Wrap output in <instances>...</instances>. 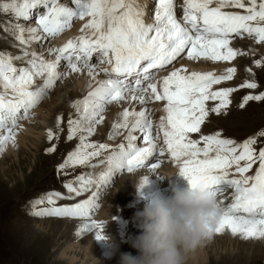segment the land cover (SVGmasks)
<instances>
[{
  "label": "snow or ice",
  "instance_id": "1",
  "mask_svg": "<svg viewBox=\"0 0 264 264\" xmlns=\"http://www.w3.org/2000/svg\"><path fill=\"white\" fill-rule=\"evenodd\" d=\"M70 2L74 7L62 4L59 0H0V12L11 13L15 20L30 21L36 10V27L27 29L30 34L28 39L24 37L25 28L22 25L14 26L17 30L15 38L21 46L33 40L55 38L69 29L75 19L88 18L80 28L81 35L69 39L59 48L48 49L49 54L55 56L54 60H45L24 48L18 56L0 51V130L5 132L0 136V153L9 142L15 144L13 129L17 121L27 119L30 109L61 78L62 74L57 71L61 61L67 62L70 72L86 70L95 79L99 73L97 66L91 63L94 53L98 55L100 64L110 66L99 69L107 79L98 81L83 100L73 103L78 118H69L67 139L71 140L78 132L84 135L80 136L76 149L58 166V172L77 165L96 166L90 161L100 157L102 152L109 149V145L87 142V138L95 131V125L102 123L101 113L105 106L129 99L128 93H131L132 101L140 104L150 100L164 101L162 111L165 115L160 117L157 125L159 131L153 136V123L148 109L138 112L124 109L120 113V120L114 122L112 128L113 132L128 129L125 137L127 145L121 143L118 150L113 149L104 161L99 162L106 163L108 167L99 174L98 179L80 175L75 181L64 184L68 193H74L75 196H80L93 185L96 191L88 199L73 205L35 210V205L45 200L48 205H55L58 199L72 198L58 192L48 193L33 202L31 214L38 217L88 219L96 206L99 189L108 184L114 171L126 169L131 173L147 167L155 172L159 163L146 162L157 153L163 156L166 151L170 159L179 164L178 175L187 181L190 188H205L214 197L222 195L226 189H232V200L222 208L215 234L227 229L231 235H239L243 239L264 238V146L258 150L254 147L257 144L255 136L240 144L221 138L219 132L202 135L199 140L189 136L190 133L200 132L201 125L209 115L206 101H219L211 109L217 114L230 104L229 96L237 89L213 91L212 86L231 80L236 69L229 67L224 74L216 75L211 71L188 73L186 68L181 67L163 77L159 88L157 83L151 82L154 70L171 65L185 52L189 60L230 62L244 54L230 47L233 36L243 37L247 34L256 43H264V0H183L179 19L176 0H154L151 23L145 21V9L138 0ZM41 8L44 10L42 13L38 11ZM86 30L87 34H84ZM29 56L31 58L27 60V67L14 66L13 60ZM254 63L260 67L262 61L256 60ZM40 77H43V84L33 87L35 80ZM129 77L134 78L133 84L128 83ZM239 87L256 89L258 85L245 81ZM249 101H264V92L245 96L240 107L243 108ZM129 117H134L131 125ZM135 130L143 134L145 146L137 147L134 143L137 137L132 133ZM160 133L163 135L164 147H158L157 144ZM259 136L264 137V131ZM52 138L53 133L49 130L48 139ZM108 138L113 139V133H109ZM46 151L51 153L55 147ZM257 162L255 174L246 175ZM230 174L232 178H229ZM143 183H146V178L141 186ZM74 184L79 187H74ZM218 203L221 206L224 202ZM89 228L97 229L96 239L103 238L102 224L91 220L83 225V230Z\"/></svg>",
  "mask_w": 264,
  "mask_h": 264
},
{
  "label": "rangeland",
  "instance_id": "2",
  "mask_svg": "<svg viewBox=\"0 0 264 264\" xmlns=\"http://www.w3.org/2000/svg\"><path fill=\"white\" fill-rule=\"evenodd\" d=\"M59 2L74 7L70 0H59ZM176 3L177 17H179L178 0H176ZM42 9L43 8H41V10ZM144 9L146 13L145 21L151 19V17L154 16L155 10L154 0H145ZM41 10L39 9L38 11ZM225 10L239 11L241 13L244 11L243 9ZM35 16L36 10H34L33 18L31 20H34ZM85 19L87 21L88 18L86 17ZM79 20L80 19H75L69 30H65L63 33L78 29V26L75 25L79 23ZM25 22L28 23L29 21H24L22 19L15 20L11 13L0 12V51L9 53L13 56H18L22 54V48H24L31 53V50L29 49L30 45L19 47L12 42V40L16 39L15 37L17 35V30L14 26L16 24L21 25V23L25 24ZM146 22L151 23L152 20ZM74 26L75 28H72ZM5 29H7V31H5ZM45 42L48 43V41ZM231 43L233 44V49L239 50L244 54L237 56L230 62H212L205 59H200L204 60L203 62H197V64H202L203 66L207 64L210 67L219 63H222V65L227 63L226 69L234 67L236 72L233 75V78L228 81H222L223 85H221V89L234 88L237 90L230 94V104L225 109H221L219 114L211 112L212 107H215V105H211L217 101H206V106L210 105L208 107L209 115L206 117L205 122L203 123L204 125L201 126L200 135H197L195 140H199L202 135H213L219 132L221 138L231 139L235 143L240 144L246 139L255 136L257 144L254 147L258 150L261 146H264V137L259 136V133L264 131V101H249L243 108H241L240 105L243 103V98L245 96L249 94L257 95L260 92H264V43H256L255 39L248 37L247 34L243 37L233 36L231 38ZM37 49L38 48L36 47L34 51ZM94 54L91 63L97 66V72L99 74L96 75L95 79H92L91 77L89 78V84L91 83L92 86L85 88V90L87 89L86 93L83 91L81 92L82 95H80V92L77 93L79 88L76 86L75 80H78L81 77L87 78L89 76L87 71L84 70L79 73H72L67 68V62L61 61L57 68V71L62 74L61 78L58 79L54 86L47 91V94L42 100L35 107L30 109L27 119H19L17 121L16 128H22L21 125L29 122V125L34 129V133L42 128L43 131L40 136H36L34 133H30V138L29 135L27 136L25 139L27 141L24 143L21 157L22 162H18L20 165L12 164V156L9 159H0V264H69L67 260L68 256L62 258L65 261L64 262L59 260L58 253L62 249L67 248L66 246L73 242V244H79L82 236H78L77 233L80 234L82 231H85L83 230V225L90 223L91 220H95L97 223L102 224V227H110V229H114L115 231L117 228L116 232L119 236L115 244L118 248L115 255H113L106 264H118L121 253L127 252L132 255H137L136 250L130 246L128 240L129 237H135L142 232L141 224L143 222V217L140 213H142L145 204L148 203L151 196L160 195L167 197L172 194L173 188L171 186L163 187L165 179L159 178L163 177L162 174H165L161 166L155 172L150 171L147 167L136 169L131 173L127 172L126 169L122 171L117 170L113 172L108 184L99 189V194L95 202L96 206L91 210L88 219L38 217L31 214L34 210L33 202L44 198L48 193L58 192L61 195L70 194L64 187V184L68 181H75V178L80 175H85L86 178L90 175L94 178L95 174L101 170L99 167L103 164L106 168L102 169L99 174L105 172L108 167L107 164L99 162L104 161L106 157L111 154L113 148L118 150V145L121 143L116 147L115 143L118 142L119 138L122 139L125 145H127L125 137L128 135V129L122 128L119 129L116 139L106 140L104 137L99 143L93 142L96 144L104 143L109 145V149L102 152L100 157L93 158V161H90V164L96 165L95 167L83 165V169L82 167L80 169V166L78 165L66 168L63 172H58V168L56 169V167L60 165V158L62 155H58L54 138L51 140L48 139V131L52 130L51 132L54 137L57 133L61 134L62 131L65 132V130H68V120L69 118L73 119V116L68 114L71 113L73 109L74 111L71 115H77L78 118L76 109L72 107L73 103L83 100L88 92L97 86L98 81L107 79L102 72H99L100 68L105 67L104 64H100L98 55ZM185 58L186 55H181V57H178L176 61L171 65L166 66L164 69L158 71L154 70V78L152 81L157 77L163 78L167 76L174 69L181 68ZM54 59L55 57L52 60ZM256 60L262 61L260 67L255 65L254 62ZM17 62H19V60H13V64L17 68H20L21 66L25 67V65L27 66L26 58L22 59V62L25 65L18 66L16 65ZM217 68L219 67L210 68L209 70L211 71ZM160 71H162V74L159 76ZM42 79L43 77L37 78L33 87H36V85H42ZM245 81L255 82L258 87L253 90L240 88L239 86ZM128 82L133 84L134 78H130ZM146 83L147 82H145V86ZM137 95H139V93H137ZM128 96L129 99L127 100L120 101L119 103L113 102L105 106L104 111L101 113L103 121L102 123L95 125L96 131H94L90 137L93 139L94 137H100L101 131L104 134L109 133L113 129V123L116 122L115 119H117L120 113H122L125 103L126 108L128 109L133 106V111H137L141 107L148 109L152 123H159L160 117L164 114L161 110L163 109L164 101L150 100L145 104H140L138 101H132L130 99L131 93H128ZM82 110L81 106V111ZM20 115L22 116L23 113L21 112ZM58 117L60 119L59 125L57 124ZM40 118L45 119V125L40 121ZM131 118L133 117H129V123L131 122ZM50 124H52V126ZM156 128L157 125L153 127V130H156ZM1 131L0 133L5 134L4 130ZM156 132L158 133V130H156ZM81 135H84V133H81ZM132 135L137 137L134 141L137 147L145 146L142 142L143 134L140 133L139 130L133 131ZM109 141L112 142L110 143ZM112 143L114 145H112ZM161 143V138H158V147H161ZM201 145L203 146L202 142ZM53 146L55 147V151L52 152L53 154L46 151ZM161 157L162 156L157 153L155 157L150 158L146 164L155 162L161 163ZM243 163L244 162L242 161L241 164ZM168 165H170V163L165 161L162 164V167L164 168V166ZM257 167L258 162L253 165V168L246 175H254ZM8 172L10 173L8 174ZM145 174L153 177L154 182L153 180L151 181L152 183L149 182L154 186H152L149 193L142 196L140 193V186H138L140 182L135 181V179L137 178L140 180L139 178L144 177ZM231 177L230 174L229 178ZM182 179L183 178H181L179 184L187 183L185 179ZM187 184L183 187H188ZM74 187H79V185L74 184ZM91 187L92 189L90 190ZM91 187L89 188L90 191L88 190L89 192H84L85 195L81 194L80 196H75L74 193L70 194L73 197L71 196L72 198L66 201V204L69 202L70 204H75L88 199L91 196L90 192L96 191L95 185ZM220 197L221 196L219 195L217 196L218 202L221 201L219 199ZM224 198L222 199L224 200ZM230 200L231 198H228L223 201L224 203L221 207L223 208L230 203ZM66 204L56 203V205L59 206ZM52 206L53 205H48L45 200L42 204H36L35 210ZM70 223L76 224L77 226L74 225V227L78 230L74 229L73 231V226H71ZM65 227L66 229H69L70 227L69 232L68 230L65 231ZM111 232L112 231L110 230L107 237H113ZM71 234L73 237L69 236ZM128 246H130L129 249ZM105 252L106 251L103 250L100 257L105 255ZM202 255L204 257L201 258ZM100 257L96 264L100 263ZM82 258V255L76 254L73 263L81 264ZM187 264H264V238L259 240V242L257 238L243 239L239 235H231L227 229L221 234L214 233L213 237L188 259Z\"/></svg>",
  "mask_w": 264,
  "mask_h": 264
},
{
  "label": "clouds",
  "instance_id": "3",
  "mask_svg": "<svg viewBox=\"0 0 264 264\" xmlns=\"http://www.w3.org/2000/svg\"><path fill=\"white\" fill-rule=\"evenodd\" d=\"M221 214L217 197L202 187L174 188L167 197L152 195L140 213L142 232L128 240L137 255L121 253L118 264H187L213 237ZM101 240L107 248L106 257L111 258L118 246L110 237Z\"/></svg>",
  "mask_w": 264,
  "mask_h": 264
},
{
  "label": "bare ground",
  "instance_id": "4",
  "mask_svg": "<svg viewBox=\"0 0 264 264\" xmlns=\"http://www.w3.org/2000/svg\"><path fill=\"white\" fill-rule=\"evenodd\" d=\"M144 1L145 0H138V2H139V4L142 6V7H144ZM147 2V1H146ZM40 12V11H39ZM150 20L151 19H147L146 21H149L150 22ZM84 21V22H83ZM79 20V23L78 24H76L75 26H78L77 28L78 29H76V30H73V31H67L66 33H61V34H59L58 36H56L55 38H52V37H49L48 39H45V40H43V39H39V40H33L30 44H28V45H30V52H35V53H37V55L38 56H42L43 57V59H45V60H52L55 56L54 55H52V54H49V52H48V49H50V48H59V47H61V46H63L69 39H72L73 38V36H75V37H77V36H79V35H81L82 33L80 32V28L82 27V25L85 23V21H86V19L85 20ZM83 23V24H82ZM82 24V25H81ZM21 25H23V27L25 28V32H24V37H25V39H28V37H29V33H28V31H27V29L28 28H30V27H35V25H34V20H30L28 23L27 22H25V24H22L21 23ZM75 26L74 27H72V28H75ZM67 30H69V29H67ZM74 31H78V32H74ZM72 33V34H71ZM85 34H87V30L85 31ZM9 41H10V39H9ZM45 41H48V43H46ZM12 42L16 45V46H19V47H26V46H21L20 44H19V42L16 40V39H14V40H12ZM46 44H45V43ZM247 44V43H246ZM3 46V45H2ZM38 48L37 50H35L34 51V49L35 48ZM230 47H233V44L230 42ZM184 56H185V54H183ZM31 57L29 56V57H26V59L28 60V59H30ZM191 61H195V62H191ZM198 61H200V62H203L204 60H189V59H187V55H186V58H185V60L183 61V63H182V67L183 68H186L187 69V72L188 73H191V72H193V71H196V72H209L210 70V68H216V67H219V68H217V69H213V70H211V72H214L216 75H221V74H224V72H225V70H226V65H227V63H224V65H222V63H219V64H217V65H213V66H208L207 64L205 65V66H203L202 64H197V62ZM222 62H226V61H222ZM16 65H18V66H20V65H25V64H23V62H22V60H21V62H20V60H19V62H17L16 63ZM104 66L105 67H109V66H107V65H105L104 64ZM22 67V66H21ZM25 67H27L26 65H25ZM162 71H160V73H159V76L162 74L161 73ZM42 78V77H41ZM89 78H90V76H88L87 78L86 77H81V78H79L78 80H75L76 81V86L79 88V91L77 92V93H79L80 92V95H82L81 94V92L83 91L84 93H86V90H85V88H89V85H91V83L89 84ZM130 78H132V77H129L128 78V80L130 79ZM41 80V79H40ZM43 80V79H42ZM160 81H162V77H157L154 81H152V83H157V86L159 87V82ZM38 83V82H37ZM42 83H43V81H42ZM221 85H223L222 84V82L220 83V84H216V85H213L212 86V90L213 91H216V90H219V89H221ZM36 86H38V85H36ZM92 86V85H91ZM35 87V86H34ZM253 90V89H252ZM250 91V90H249ZM248 92V91H247ZM257 93V92H256ZM79 95V96H80ZM232 98V97H231ZM72 100V99H71ZM219 103V101H217V102H215L214 104H212L211 106H214V105H216V104H218ZM210 105H208V106H206L207 108L209 107ZM213 108V107H212ZM124 109H128V108H126V103L124 104V106H123V110ZM142 109H145L144 107H141L139 110H137V112L138 111H140V110H142ZM123 110H122V112H123ZM129 111H133L134 110V107L132 106V108H130V109H128ZM162 110V109H161ZM73 111H74V109H73ZM73 111H71V113L73 112ZM71 113H69L68 115H70V116H73V120H75V119H77V115H71ZM163 115H165V113L163 114ZM217 115V114H216ZM218 116V115H217ZM133 119H134V117L133 118H131V122L129 123V125H131V123H132V121H133ZM116 120V122L117 121H119L120 120V115L118 116V118L117 119H115ZM40 121L45 125V123H46V121H45V119L44 118H40ZM42 124V125H43ZM51 126H52V124H50ZM155 125H158V124H153V127H155ZM204 124H202L201 126H203ZM21 127L22 128H20V127H18V128H16V129H13V131L15 132V144L13 145V143H11V142H9L6 146H5V149H4V151L2 152V153H0V159H9L11 156L13 157V160H12V164L13 165H15V164H19V163H21L22 162V160H21V157H22V152H23V147H24V143H25V141H27V140H25L26 138H27V136L29 135V138H30V133H34V129H33V127L32 126H30L29 125V122H27V124H23V125H21ZM43 127V126H42ZM68 127V126H67ZM156 130H158V128H156ZM156 130L154 129L153 130V136H156L157 135V132H156ZM1 131V130H0ZM42 131H43V128L42 129H39V131L38 132H36V133H34V135L36 134V136H40V134L42 133ZM52 131V130H51ZM62 131V130H61ZM96 131V130H95ZM159 131V130H158ZM1 132H3V131H1ZM118 132H119V130H116V132H113V129L109 132V133H113V139H116V136H117V134H118ZM154 132H156V133H154ZM109 133H102V131L100 132V137H94V139L92 138V137H90V139H89V137L87 138V142H91V143H93V142H96V143H99L100 141H101V139L102 138H104L105 137V139L106 140H112V139H109L108 138V136H109ZM123 133H125V132H123ZM122 133V134H123ZM2 135H4L3 133H0V136H2ZM197 135H200V132H198V133H190L189 134V136H190V138L191 139H196V137H197ZM35 136V137H36ZM67 136H68V130H65V132H61V134H59V133H57L53 138H54V140H55V142H56V150L58 151V155H62V157L60 158V164L61 163H63V161L65 160V158L68 156V154L70 153V152H72V151H74L75 149H76V147H77V145L79 144V138H80V136H81V133L80 132H78L71 140H68L67 139ZM159 138H161V147H164V145H163V135H162V133H160L159 134ZM32 139V138H31ZM36 139V138H35ZM97 139H99V140H97ZM34 140V139H33ZM143 140V139H142ZM37 142H38V140H37ZM45 142H47V141H45ZM54 142V141H53ZM110 143L112 142V141H109ZM143 143H144V141H142ZM119 143H123V141H122V139H120L119 138V140H118V142L117 143H115V147L119 144ZM33 144V143H32ZM53 144V143H52ZM112 145H114L113 143H112ZM50 146H51V144H50ZM200 146H202L201 144H200ZM47 147V146H46ZM114 149V148H113ZM89 151H91V149H89ZM54 152V151H53ZM111 152V151H110ZM52 153V152H51ZM53 154V153H52ZM57 154V153H56ZM24 156V155H23ZM161 163H159V165L161 166V168H162V170L164 171V175H165V177L166 178H168V179H165V183H164V186L163 187H168V186H171L172 188L174 187V184L175 183H180V181H181V178H183V177H181V176H179L178 175V171H179V164L178 163H175V162H173L171 159H170V157H169V155H168V153L165 151V153H164V155L161 157ZM15 160V161H14ZM93 161V160H92ZM165 161H168L169 163H170V165H168V166H164V168L162 167V164L165 162ZM19 162V163H18ZM57 163V162H56ZM155 163H158V162H155ZM25 164V163H24ZM10 165V164H9ZM20 165V164H19ZM173 165H174V167H173ZM78 166V165H77ZM80 166V165H79ZM160 166H159V168H160ZM81 167H82V169H83V166H80V169H81ZM9 168V167H8ZM22 168V167H21ZM55 168V167H54ZM58 167H56V169H57ZM99 168H101V170L102 169H104V168H106L105 167V165L103 164V165H101ZM98 168V169H99ZM24 169V168H23ZM100 170V171H101ZM8 171V170H7ZM12 171V170H11ZM79 171V170H78ZM99 171V172H100ZM104 171V170H103ZM99 172L98 173H96L95 174V177L94 178H97V177H99ZM10 172H8V174H9ZM164 175L162 174V176L164 177ZM145 176H146V183L143 185V186H140V193H141V195L143 196L144 194H147V193H149V191L152 189V186H154V185H152L151 183V181L153 180V177H151V176H148V174H145ZM144 176V177H145ZM144 177H142V178H144ZM181 177V178H180ZM10 178V177H9ZM142 178H139L140 180H138L137 178L135 179V181H137V182H140L141 180H142ZM179 178H180V181H179ZM98 179V178H97ZM173 179H176V180H173ZM182 180H184V178L182 179ZM151 183H150V182ZM153 182H154V180H153ZM187 182V181H186ZM187 183H182L181 185H186ZM187 186H188V184H187ZM92 189V187L90 188V190ZM89 190V191H90ZM232 190V189H231ZM88 191V192H89ZM91 194H92V192H90ZM82 194H84L85 195V193H82ZM226 193H224V195H225ZM62 196H64V197H68V196H72V195H70V194H67V195H62ZM219 196H223V195H219ZM73 197V196H72ZM228 198H230V197H228V196H226L225 198H224V200H222V201H225L226 199H228ZM68 200H70V199H58V200H56V203H59V204H66L67 202L66 201H68ZM74 203H71L70 204V202L68 203V204H66V205H73ZM53 206H55V207H59V205H53ZM52 206V207H53ZM61 206H65V205H61ZM28 216V215H27ZM142 222V221H141ZM71 224V226H73L72 227V230L74 231V229H76V227H74V225H76V224H74V223H70ZM77 226V225H76ZM69 229H70V227H69ZM69 229H66V227H65V231H67L68 230V232H69ZM76 230H78V229H76ZM75 230V231H76ZM110 230L112 231L111 233H112V235H113V237L111 238V240L115 243V242H117V240H118V234H117V228H116V231L114 230V229H110V227H106V226H104L103 227V236H107L108 235V233H110ZM62 231V230H61ZM96 231H97V229H92V228H89V229H87V230H85V231H82L80 234L79 233H77L78 234V236L80 235V236H82L81 237V241H80V243L79 244H73V243H71V244H69L68 246H66L67 248H65V249H62L61 251H59V253H58V258H59V260H62V261H64L62 258L63 257H65V256H68L67 257V260H68V263L69 264H75V263H73V260L76 258V254H80V255H82L83 256V258L81 259V261H82V263L81 264H96L97 263V260H98V258L100 257V254H102V251L103 250H105V251H107V249H106V247H105V244H104V242H103V240H98V239H96V236H95V233H96ZM126 233V232H125ZM66 234V233H65ZM137 234V233H136ZM68 235V234H67ZM66 236V235H65ZM70 237H73V235L71 234V235H69ZM74 236H76V235H74ZM66 239H67V237H66ZM258 239V242H259V240H262L263 238H257ZM78 242V241H77ZM127 247V246H126ZM78 248V249H77ZM130 248V246H128V249ZM81 250V251H80ZM202 257H204L203 255L201 256V258ZM78 258V257H77ZM194 258H195V256H194ZM77 260V259H76ZM100 263L99 264H106L109 260H110V258H108V257H106L105 255H102L101 257H100ZM65 262V261H64Z\"/></svg>",
  "mask_w": 264,
  "mask_h": 264
}]
</instances>
